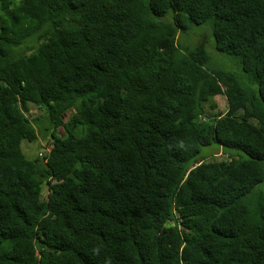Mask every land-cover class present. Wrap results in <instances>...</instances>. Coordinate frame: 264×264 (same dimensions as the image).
<instances>
[{
  "label": "trees",
  "instance_id": "16d2710c",
  "mask_svg": "<svg viewBox=\"0 0 264 264\" xmlns=\"http://www.w3.org/2000/svg\"><path fill=\"white\" fill-rule=\"evenodd\" d=\"M0 264H264V0H0Z\"/></svg>",
  "mask_w": 264,
  "mask_h": 264
},
{
  "label": "rangeland",
  "instance_id": "374dc122",
  "mask_svg": "<svg viewBox=\"0 0 264 264\" xmlns=\"http://www.w3.org/2000/svg\"><path fill=\"white\" fill-rule=\"evenodd\" d=\"M213 33L214 31L210 25H197L187 33H183L178 38V43L181 45L182 50L185 53H188L190 50L198 46L203 47L210 56V62L208 65L209 68L240 72V67L236 66L233 60L215 49V39ZM214 101L216 103V108L212 110L210 106L208 107L209 111L212 113L224 111L227 108L225 95L220 94L216 96ZM30 115L34 118H38V116L43 118L41 111H39L36 107L31 108ZM39 124L37 126V140L33 142L24 140L22 144L25 154L29 157H34L36 154L40 155L41 152L45 153L47 149L50 148V138L46 136V132L42 128L44 127L43 122L40 121ZM221 154H223L222 150L220 146L216 144L204 146L201 150V156L214 155V157H219Z\"/></svg>",
  "mask_w": 264,
  "mask_h": 264
},
{
  "label": "clouds",
  "instance_id": "9594fccd",
  "mask_svg": "<svg viewBox=\"0 0 264 264\" xmlns=\"http://www.w3.org/2000/svg\"><path fill=\"white\" fill-rule=\"evenodd\" d=\"M47 150H48V149H47ZM41 153H43V152H41ZM44 154H45V153H43V156H44ZM40 156H41V155H40ZM43 156H41V157H43Z\"/></svg>",
  "mask_w": 264,
  "mask_h": 264
},
{
  "label": "water",
  "instance_id": "95a60500",
  "mask_svg": "<svg viewBox=\"0 0 264 264\" xmlns=\"http://www.w3.org/2000/svg\"><path fill=\"white\" fill-rule=\"evenodd\" d=\"M46 192H48V187H46Z\"/></svg>",
  "mask_w": 264,
  "mask_h": 264
},
{
  "label": "built area",
  "instance_id": "2783aa9c",
  "mask_svg": "<svg viewBox=\"0 0 264 264\" xmlns=\"http://www.w3.org/2000/svg\"><path fill=\"white\" fill-rule=\"evenodd\" d=\"M41 156H43V153H40Z\"/></svg>",
  "mask_w": 264,
  "mask_h": 264
}]
</instances>
